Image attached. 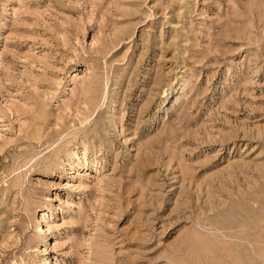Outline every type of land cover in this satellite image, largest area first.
I'll list each match as a JSON object with an SVG mask.
<instances>
[{"label": "rangeland", "instance_id": "1", "mask_svg": "<svg viewBox=\"0 0 264 264\" xmlns=\"http://www.w3.org/2000/svg\"><path fill=\"white\" fill-rule=\"evenodd\" d=\"M0 264H264V0H0Z\"/></svg>", "mask_w": 264, "mask_h": 264}]
</instances>
